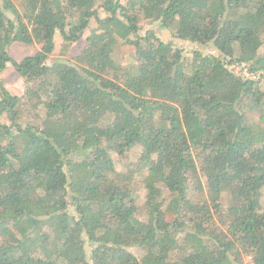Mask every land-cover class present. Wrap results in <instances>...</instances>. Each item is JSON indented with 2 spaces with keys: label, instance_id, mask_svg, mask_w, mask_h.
I'll list each match as a JSON object with an SVG mask.
<instances>
[{
  "label": "trees",
  "instance_id": "trees-1",
  "mask_svg": "<svg viewBox=\"0 0 264 264\" xmlns=\"http://www.w3.org/2000/svg\"><path fill=\"white\" fill-rule=\"evenodd\" d=\"M91 21L87 68L49 65ZM16 43L39 51L16 62ZM7 66L24 93L0 82V264H264V0H0Z\"/></svg>",
  "mask_w": 264,
  "mask_h": 264
},
{
  "label": "rangeland",
  "instance_id": "rangeland-1",
  "mask_svg": "<svg viewBox=\"0 0 264 264\" xmlns=\"http://www.w3.org/2000/svg\"><path fill=\"white\" fill-rule=\"evenodd\" d=\"M120 4H124L128 0H118ZM98 16L100 18H103L105 15L104 13L99 10L98 11ZM96 28L95 21H91L89 23L88 28L83 32L80 40L72 44L68 47H65L63 44V41L58 33L55 34L54 37V51L53 53L49 56L47 63L49 65L55 64V63H64L67 65L71 66H76V67H84L87 68L85 65H78L76 60H74V57L77 55L79 51H81L86 38L90 35L91 31ZM152 30L155 35L163 42H172L175 46L178 47H183L186 52L192 51L197 47V45L189 44L182 42L178 39H175L173 37L172 31L171 30H165L161 29L157 23L154 22H141L140 24V29L138 34L143 36L146 31ZM200 49L203 50L204 53H212L216 54L215 51H213L210 47H200ZM37 51H39V46H25L22 44H13L9 47L8 49V55L11 57L14 61L19 62L26 56H30L35 54ZM129 51L126 50L124 47L117 46L114 50L113 53V61L116 64H121L123 61H129L130 55L128 54ZM0 82L2 85L12 94L16 96H20L24 93V86H23V81L17 76L15 73L14 69L11 66H7L5 70L0 73ZM136 152V151H135ZM131 159L129 156H125L122 158L119 166H118V171L127 173L128 169L130 168L131 164ZM130 171H128L129 173ZM132 177L133 185L137 189L138 193V198L140 199L142 196V184L140 182L139 177H135L134 174H130ZM140 202H142V199H140ZM170 212L165 211L166 218L169 219L171 216L169 214ZM151 260V256H149L145 259L146 262H149Z\"/></svg>",
  "mask_w": 264,
  "mask_h": 264
},
{
  "label": "built area",
  "instance_id": "built-area-1",
  "mask_svg": "<svg viewBox=\"0 0 264 264\" xmlns=\"http://www.w3.org/2000/svg\"><path fill=\"white\" fill-rule=\"evenodd\" d=\"M247 262H248L249 264H252V263L250 262V259H249V258L247 259Z\"/></svg>",
  "mask_w": 264,
  "mask_h": 264
}]
</instances>
